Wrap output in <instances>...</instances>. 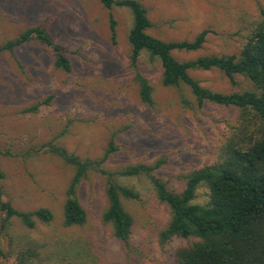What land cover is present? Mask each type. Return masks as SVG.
<instances>
[{"label": "rangeland", "instance_id": "obj_1", "mask_svg": "<svg viewBox=\"0 0 264 264\" xmlns=\"http://www.w3.org/2000/svg\"><path fill=\"white\" fill-rule=\"evenodd\" d=\"M138 1L147 10L153 37L192 41L206 32L199 50L173 52L181 62L237 56L264 10V0ZM80 4L78 8L60 0H39L28 8V0H0V45L26 28L48 22L56 41L67 45L73 65L68 74L55 69L53 55L30 43L16 50L25 63L22 68L9 53L0 54V199L20 211L47 208L55 215L50 225L37 224L34 229H24L17 218L11 219L10 228L0 226V264H20V254L28 250L34 256L22 264H171V253L185 241L161 243L159 234L169 222L170 210L157 200L148 177H114L139 195L136 201L123 202L133 219L123 246L102 220L107 201L101 173H89L77 187V198L87 212L85 225L65 228L62 208L73 170L53 155L28 158L27 152L54 143L82 160L98 161L112 137L117 151L102 165L105 171L163 161L156 176L170 191L180 193L184 174L216 163L238 110L211 103L198 108L188 89L163 87L159 62L146 53L138 69L154 88V106L143 104L129 61L131 13L124 7L107 11L98 0ZM51 9L59 16H51ZM109 13L115 20L114 43L109 39ZM189 74L215 92L253 90L242 75L229 80L217 69ZM182 97L192 106L185 107ZM35 105L36 111H26ZM208 201V190L200 186L193 203L204 206ZM3 214L0 211V225Z\"/></svg>", "mask_w": 264, "mask_h": 264}, {"label": "trees", "instance_id": "obj_2", "mask_svg": "<svg viewBox=\"0 0 264 264\" xmlns=\"http://www.w3.org/2000/svg\"><path fill=\"white\" fill-rule=\"evenodd\" d=\"M39 0H28L38 4ZM81 0H60L75 4L80 8ZM107 11L114 7H124L132 16V26L128 33L130 46V66L133 81L137 85L140 101L153 108L154 88L138 69L143 53L150 60H157L161 68V85L167 89L186 88L194 105L198 108L205 103L232 107L238 110L235 125L219 146L216 163L191 171L182 176L183 189L175 193L167 188L156 173L163 161L154 164H135L115 172L102 168L108 157L117 151L111 137L103 157L96 160H82L65 148L50 143L39 149L27 152L28 158L41 154L57 157L73 170V176L66 188V198L62 208V226L82 227L87 221V212L77 198V187L89 173L99 172L105 178V198L107 206L102 220L111 225L113 235L123 246L127 245L133 228L132 216L124 209L126 200L139 199L137 192L119 185L114 179L120 177L146 176L160 203L170 210V219L160 232L162 244L173 238L185 241L170 255L171 264H264V10L261 17L249 30L245 43L237 56H202L181 62L174 51L194 52L205 40L206 32L198 34L192 41L167 42L149 34L152 24L146 8L138 0H98ZM33 11V9H31ZM31 11V12H32ZM51 16H59L51 9ZM15 17L14 13H10ZM108 32L111 43L115 39V20L108 15ZM93 33V27L87 29ZM38 45L52 55V64L66 74L73 69L67 45L56 41L49 31L48 22L26 28L16 38L7 39L0 45V54L9 53L22 68L23 60L17 49L26 44ZM219 70L229 80L235 75L245 76L253 90L243 93H219L202 87L193 79L191 70ZM49 99V98H48ZM44 103H48L46 100ZM181 103L191 107L189 100L182 97ZM38 105L26 111H36ZM4 155L10 156L9 153ZM27 158V159H28ZM0 173V178H2ZM200 186L208 190L209 201L201 206L193 203L195 192ZM1 228L11 227V219L17 218L24 229H34L37 224L50 225L54 213L47 208L34 211H20L13 208L5 199H0ZM31 250L21 253L20 264L32 258ZM66 264H77L70 261Z\"/></svg>", "mask_w": 264, "mask_h": 264}]
</instances>
